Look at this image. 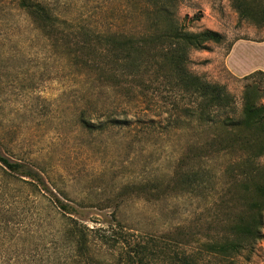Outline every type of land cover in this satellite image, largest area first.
<instances>
[{
    "label": "rangeland",
    "instance_id": "rangeland-1",
    "mask_svg": "<svg viewBox=\"0 0 264 264\" xmlns=\"http://www.w3.org/2000/svg\"><path fill=\"white\" fill-rule=\"evenodd\" d=\"M39 1L60 18L95 30L132 32L147 25L125 0ZM174 9L187 30H213L224 36L223 43H210L209 50H192L189 70L225 86L240 113L247 81L232 74L225 60L238 40H264V27L240 20L232 0H180ZM47 34L20 10L17 0H0L1 154L40 171L57 197L76 209L78 217H71L94 229L89 244L101 263L114 264L120 252L103 244L96 230L117 223L149 239L177 238L181 250H195L193 236H216L221 230L216 222L224 218L220 196L187 193L175 181L180 169L197 163L195 143L203 141L188 127L168 125L177 97L163 86L140 99L119 88L100 89L88 73L72 65L63 41ZM109 115L119 124L89 130L82 122L83 116ZM260 162L264 164V158ZM18 178L0 166V264H73L69 259L74 245L64 232L70 215L54 209L47 197ZM161 180L171 190L164 199L128 189L130 184ZM5 205H10L8 213ZM178 231L191 237L176 236ZM261 234L233 258L234 264H264V221Z\"/></svg>",
    "mask_w": 264,
    "mask_h": 264
},
{
    "label": "trees",
    "instance_id": "trees-1",
    "mask_svg": "<svg viewBox=\"0 0 264 264\" xmlns=\"http://www.w3.org/2000/svg\"><path fill=\"white\" fill-rule=\"evenodd\" d=\"M125 1L127 6L130 4L128 8L146 20L144 29L95 30L89 24L81 26L60 18L42 1L17 0L20 10L47 31L49 37L63 41L72 65L82 74L88 73L100 89L119 88L126 96L140 99L160 92L163 86L177 97L173 110L168 112V125L188 127L194 135L203 136V141H197L194 147L199 166L180 169L175 174L176 184L187 193L207 192L213 199L220 196L224 218L220 222H216V217L213 220L221 227L216 236L207 240L192 237L198 245L195 250L179 249L181 243L169 235L149 239L147 234L132 231L120 223L98 228L96 233L103 244L120 252L114 264H211L208 256L219 262L212 264L221 261L234 264L236 255L262 238L264 164L260 161L264 158V104L261 103L264 72L257 70L241 78L247 85L242 95V109L237 114L235 100L225 86L210 83L189 70L192 50H209L210 43H223L224 36L213 30L192 32L180 25L174 9L180 0ZM232 6L240 20L264 27V0H232ZM82 122L89 130L119 124L111 115L105 119L83 116ZM220 160L226 161L225 164H220ZM0 166L6 174L16 175L32 185L41 196L47 197L54 209L70 215L64 230L66 240L74 245L70 263L106 264L91 253L89 232L94 229L71 217H78L76 209L57 197L40 171L12 161L1 152ZM209 183L213 185L211 190ZM163 184L162 180L153 184L142 181L139 185H128V189L159 200L171 192ZM241 202L243 206L235 208ZM8 207L4 206V212L10 211ZM179 231L176 236L191 237Z\"/></svg>",
    "mask_w": 264,
    "mask_h": 264
},
{
    "label": "crops",
    "instance_id": "crops-1",
    "mask_svg": "<svg viewBox=\"0 0 264 264\" xmlns=\"http://www.w3.org/2000/svg\"><path fill=\"white\" fill-rule=\"evenodd\" d=\"M225 63L232 74L241 78L257 70L264 72V40H238L231 47Z\"/></svg>",
    "mask_w": 264,
    "mask_h": 264
}]
</instances>
